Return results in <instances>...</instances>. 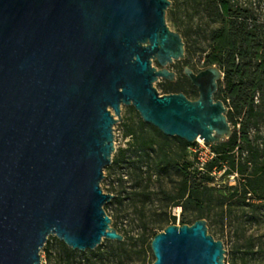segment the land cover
Listing matches in <instances>:
<instances>
[{
  "label": "water",
  "instance_id": "1",
  "mask_svg": "<svg viewBox=\"0 0 264 264\" xmlns=\"http://www.w3.org/2000/svg\"><path fill=\"white\" fill-rule=\"evenodd\" d=\"M168 0H0V264H42L49 236L73 251L122 242L101 188L121 106L166 137L207 145L233 130L214 96L216 66L183 69L197 90L159 95L184 59L165 22ZM153 62L157 67L153 66ZM117 118L115 120L114 118ZM150 264H224L206 222L169 225Z\"/></svg>",
  "mask_w": 264,
  "mask_h": 264
},
{
  "label": "rangeland",
  "instance_id": "2",
  "mask_svg": "<svg viewBox=\"0 0 264 264\" xmlns=\"http://www.w3.org/2000/svg\"><path fill=\"white\" fill-rule=\"evenodd\" d=\"M168 1L165 22L171 31L180 35L185 48L184 59L167 66L175 74L172 82L158 79L153 87L159 95L182 93L189 100H195L197 90L184 76L183 69L197 73L209 67L204 63V56L209 51L210 33L221 25L222 15L217 0ZM227 1L231 8L247 11V23H255L264 39V0ZM153 66L159 68L155 62ZM254 100L255 116L247 118L245 111L235 115L239 124L236 129L241 131L245 125L249 139L260 152L258 166H264V87ZM113 135L115 151L111 164L103 169L100 185L105 194L114 196L104 205V210L123 241L103 240L93 250L75 251L77 254L71 261L76 264H149L153 259L150 250L153 234L169 225H191L201 219L206 222L207 234L222 242L224 264H264V185L257 186L254 198L247 201L242 191L236 194L231 189L237 185L236 177L215 173L204 182L208 190L200 196L199 203L172 201L179 192L182 171L188 164H196L193 152L196 143L185 144L175 137L164 139L147 124L142 127L132 106H121V121L114 124ZM150 140L153 144L147 146ZM241 147L242 158H245L246 148ZM259 173L256 176L259 177ZM173 208L180 209L178 216L172 215ZM58 242L55 237H48L45 245L52 252L53 262L47 261L41 250L42 264H58L62 256ZM119 243L122 246L119 247Z\"/></svg>",
  "mask_w": 264,
  "mask_h": 264
},
{
  "label": "trees",
  "instance_id": "3",
  "mask_svg": "<svg viewBox=\"0 0 264 264\" xmlns=\"http://www.w3.org/2000/svg\"><path fill=\"white\" fill-rule=\"evenodd\" d=\"M217 3L222 23L210 33L209 51L204 56V63L206 66H216L223 74L214 98L222 101L227 108L226 117L228 123L233 126V132L227 140L209 145L214 157L205 164L203 172L198 171L192 164L185 167L179 192L171 198L172 201L199 203L200 196L208 190L204 182L210 179L212 172L236 175L237 185L231 189L236 194L242 191L247 201L254 198L253 192L257 186L264 185V166H258L257 163L260 152L249 139L245 125L241 131L236 129L239 124L235 119V115L241 111H245L247 118L256 114L254 98L264 87V39L260 37L255 23H247L246 10L231 8L227 0H217ZM140 125L146 126L141 119ZM147 126L158 136L167 139L157 129L148 124ZM152 144L150 140L147 146ZM241 145L246 148L245 158H242ZM248 169H251V172L248 173ZM258 173L259 177L256 176ZM155 235L153 234L151 238ZM118 246H122V243ZM58 249L62 255L58 264H76L71 261L77 254L75 251L62 242H58ZM42 252L47 261L52 263V252L46 245ZM152 262L153 259L150 263Z\"/></svg>",
  "mask_w": 264,
  "mask_h": 264
},
{
  "label": "built area",
  "instance_id": "4",
  "mask_svg": "<svg viewBox=\"0 0 264 264\" xmlns=\"http://www.w3.org/2000/svg\"><path fill=\"white\" fill-rule=\"evenodd\" d=\"M196 145H199V148L197 146H194V154L196 155V164L195 167L198 171L203 172L205 164L210 161L214 157V153L211 151L209 145L203 143V142H194ZM215 174V172H212L211 175ZM232 178L236 177V175L231 176ZM180 213V209L173 208L172 215L178 216Z\"/></svg>",
  "mask_w": 264,
  "mask_h": 264
},
{
  "label": "bare ground",
  "instance_id": "5",
  "mask_svg": "<svg viewBox=\"0 0 264 264\" xmlns=\"http://www.w3.org/2000/svg\"><path fill=\"white\" fill-rule=\"evenodd\" d=\"M196 141H198V142H203L202 140H200V139H197Z\"/></svg>",
  "mask_w": 264,
  "mask_h": 264
}]
</instances>
